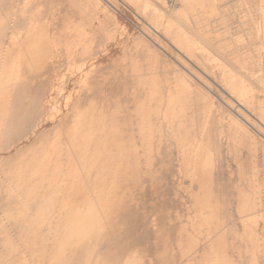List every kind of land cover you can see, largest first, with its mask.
Wrapping results in <instances>:
<instances>
[{"label":"bare ground","instance_id":"bare-ground-1","mask_svg":"<svg viewBox=\"0 0 264 264\" xmlns=\"http://www.w3.org/2000/svg\"><path fill=\"white\" fill-rule=\"evenodd\" d=\"M7 41L0 264H264V0H0Z\"/></svg>","mask_w":264,"mask_h":264},{"label":"rangeland","instance_id":"rangeland-1","mask_svg":"<svg viewBox=\"0 0 264 264\" xmlns=\"http://www.w3.org/2000/svg\"><path fill=\"white\" fill-rule=\"evenodd\" d=\"M222 32V31H221ZM221 32H219V34H221ZM13 51V48L11 47V44L7 41L6 42V44H4L2 47H0V61H10V60H12V57H5V56H2V54L3 53H6V52H12ZM48 114V112L43 116L44 118H47L46 116H48L47 115ZM54 124V120H51V119H47V121H46V123L44 124L45 126H43L42 128H41V130H47V129H49L50 130V132L53 130V128H52V125ZM13 126H11L10 128L11 129H13L12 128ZM15 130V129H14ZM14 130H9V135L7 134V135H2L0 138H2L1 140H0V143H2L1 145H0V156H2V157H5L6 155L8 156V154L9 153H12V148H13V153H14V151H15V149L14 148H16L17 147V145L15 144V143H17V139L12 135L13 133H15L14 132ZM39 132L40 131H38L36 134H34V136L33 137H31L29 140H28V142L30 141L31 143L30 144H33V146L34 147H36V146H38L40 143V141H41V138L39 137L40 135H39ZM49 132V131H48ZM37 135V136H36ZM10 136V137H9ZM51 137L53 136V135H50ZM13 137H14V139H13ZM37 138L38 137V140L37 139H34V138ZM9 138H11V139H9ZM40 138V139H39ZM16 139V140H15ZM50 139V138H49ZM10 140H12L11 142H10ZM4 141V142H3ZM25 141V140H24ZM23 140H18V148H20V147H22L23 145H26V141L24 142ZM34 141H38L37 143H33ZM3 143H4V146H3ZM12 143H14L13 145H10V144H12ZM19 143H21V144H19ZM37 144V145H36ZM6 145H10V150H5V148L4 147H6ZM14 146H16V147H14ZM8 147V146H7ZM6 147V148H7ZM12 147V148H11ZM1 148H2V151H1ZM4 148V149H3ZM5 151V152H4ZM1 158V157H0ZM2 170H1V168H0V172H1ZM5 195L2 193V195L0 194V205H4L5 204V200L3 199V197H4ZM170 210V209H169ZM172 210H174V211H176V209H171L170 211H172ZM173 212V211H172ZM0 216H1V214H0ZM0 220H2V216L0 217ZM2 236L3 235H0V239L2 238Z\"/></svg>","mask_w":264,"mask_h":264}]
</instances>
